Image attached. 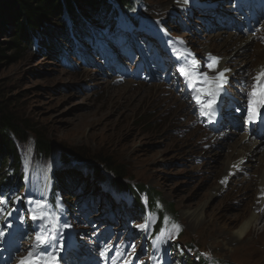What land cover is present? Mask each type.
Listing matches in <instances>:
<instances>
[{
	"label": "rangeland",
	"instance_id": "1",
	"mask_svg": "<svg viewBox=\"0 0 264 264\" xmlns=\"http://www.w3.org/2000/svg\"><path fill=\"white\" fill-rule=\"evenodd\" d=\"M126 3L122 10L127 18L134 25L140 22L139 36L123 37L127 51L119 48L115 38L109 40L105 30L104 19L115 18L116 22L110 4L103 15L100 11L91 15L77 6L76 16L82 21L78 27L71 26V18L64 17L60 23L72 45L66 37L51 32L56 27L46 26L34 33L35 43L22 46L18 58L0 62V93L10 112L55 145L49 155L38 159L35 137L30 134L29 142L19 145L25 170L14 160L10 169L2 172L0 168V191L27 198L26 212L32 214V206L42 202L30 197L38 190L37 180L52 177L53 188L70 201L68 219L79 218L77 227L85 238L95 236L100 252L107 255L114 247L122 258V247L133 240L136 252L125 254L122 261L138 258L139 264H163L157 258L164 245L168 247L165 264H200L199 257L207 264H264V222L242 240L236 235L253 219L256 201L260 199V205L262 198L258 168L263 154L252 160L246 146L254 151L261 145L264 151V134L256 137L259 129L248 131L242 122L249 83L263 67L264 0ZM8 32L0 34L4 43L10 41L13 29ZM84 33L92 43L85 41ZM250 35L255 42L243 43ZM101 42L104 50L99 49ZM187 51L209 76L206 64L210 57L219 62L232 60L217 114L220 124L215 129L197 122L191 100L176 89L179 61ZM7 56L15 54L8 52ZM137 68L139 73L134 75ZM236 148L248 158H243L242 168L232 171L228 162L237 160ZM99 157L127 168L128 188L136 185L141 192L160 196L157 205L170 220L159 227L157 241L149 244L141 235L145 228L140 226L149 219V212L140 209L148 201L145 193L140 196V207L127 209L128 191L117 192L111 175L106 183L97 180L93 167ZM20 171L29 177L28 187ZM171 205L175 208L172 214ZM262 211L264 205L257 212ZM151 226H155L152 218Z\"/></svg>",
	"mask_w": 264,
	"mask_h": 264
},
{
	"label": "trees",
	"instance_id": "2",
	"mask_svg": "<svg viewBox=\"0 0 264 264\" xmlns=\"http://www.w3.org/2000/svg\"><path fill=\"white\" fill-rule=\"evenodd\" d=\"M74 1H76V4L73 3V5L72 2ZM126 1L127 0H0V34L2 32H8L9 29H13L12 37L9 42L4 43L0 40V62L18 58L21 53L22 46L28 45L30 47L32 41L35 43L36 36L34 33L36 34L39 29H42L46 26L49 27V29H54V27H56L55 30L51 31L55 33V36L59 37L61 35L66 37L68 32L63 31L62 25H60V23L63 21L62 18L64 17L65 20H69V18H71L73 21V23L71 21V26L78 27L77 25L81 23V20L76 16V9L78 10V7L81 9L86 8V12H90L91 15L99 13L97 11H100L103 14L106 6L109 4L116 11L115 7L113 6V2H115L121 10L122 7L125 9L126 6L124 7V4L129 5L126 3ZM123 11L126 12L125 10L116 11V17H118L119 12H122L125 16L127 12L124 13ZM127 20L129 25L137 27L138 21H135L136 25H134L132 24V19L130 20L127 18ZM114 22L115 18L104 19L106 30H108L110 35H115L117 32L115 30L116 22ZM81 30L84 29L81 28ZM79 36L82 38L81 33ZM83 36H86L85 41L91 42L90 37L88 36L87 38L86 33H84ZM66 38L69 42V38ZM70 40H72L71 37ZM115 42L119 45L120 40L115 38ZM70 44L72 45V43ZM98 44L99 47H103L105 43L101 42ZM4 45L7 47H4ZM100 49L103 50L102 48ZM8 52H14L15 56H13V58H9L7 56ZM64 52L65 51H63V53ZM61 56L64 57V54ZM6 103L7 101L2 98V94L0 93V168L2 172L5 168L10 169L9 163L13 160L17 163L20 169H23L19 145H25L28 143L31 135L35 137V154L37 155L38 159L45 155H49L55 148V145H52L44 134L35 130L34 127L32 128L27 124H24L19 119L17 114L10 112ZM78 159H82L83 161L84 157H78ZM96 163L97 165H94L93 172L97 176V180L99 182L106 183L108 182L107 176L111 175L113 177V183L115 184L118 191L115 188L114 189L117 192L128 191L134 200V208L140 207V196L145 193L146 198L148 199L147 209L149 212V229L147 235L148 237L157 238L159 236L158 233L161 230L159 227L170 220V218L165 214V210L157 205L160 196L151 190H149L151 191V194L148 191L141 192L138 187H136V185H132L133 188H128V186H125L127 168L124 169L120 166H117L115 163L102 157L96 158ZM20 174H24V172L20 171ZM23 188L24 186L22 189ZM135 193L137 195H135ZM6 196L9 197L10 193L7 192ZM62 199L66 204L70 202L64 197ZM140 209L143 212V210L145 211L146 208L142 204V208ZM169 209L171 214L175 212L173 205H171ZM150 217L152 218L153 224L155 223V226H151ZM199 259H202L200 260L202 261L200 264L208 263V261H205L203 257H199ZM193 264L197 263L195 262Z\"/></svg>",
	"mask_w": 264,
	"mask_h": 264
},
{
	"label": "snow or ice",
	"instance_id": "3",
	"mask_svg": "<svg viewBox=\"0 0 264 264\" xmlns=\"http://www.w3.org/2000/svg\"><path fill=\"white\" fill-rule=\"evenodd\" d=\"M187 2V0H186ZM189 55H191L189 53ZM219 64V58L210 57L206 67L209 71L216 72L215 76L210 77L208 72L200 70V64L193 58L190 62L186 61L183 66L178 68L181 76L184 77L192 89V99L199 106L203 115H215L221 93L224 90V85L227 83L226 73L229 69L216 71ZM252 90L247 93V114L249 122H255L260 117V109H264V70H261L253 77ZM223 183V181H222ZM19 199V198H18ZM5 201L0 200V203ZM10 215V213H9ZM31 218L44 221L45 227H51L54 231H58L59 222L54 216L44 210V205L37 203L33 210ZM65 227L67 225H64ZM146 228L147 225L140 226ZM177 230L179 225H173ZM5 237V232L0 230V238ZM57 237L52 235L51 238L43 235H37V243L34 246L35 251L29 250L28 255L21 259L20 264H56L54 257L44 259L40 254V250L47 247L52 241H56ZM62 246V245H61ZM107 251V250H106ZM101 256H106V252H101Z\"/></svg>",
	"mask_w": 264,
	"mask_h": 264
},
{
	"label": "bare ground",
	"instance_id": "4",
	"mask_svg": "<svg viewBox=\"0 0 264 264\" xmlns=\"http://www.w3.org/2000/svg\"><path fill=\"white\" fill-rule=\"evenodd\" d=\"M183 1V0H182ZM181 4V3H180ZM104 13H105V10L103 11ZM85 15V14H84ZM101 15H103L102 13H101ZM258 15V14H257ZM82 16V15H81ZM257 17V16H256ZM85 21V20H84ZM82 22V21H81ZM85 23V22H84ZM83 24V23H82ZM84 25V24H83ZM264 25V24H263ZM82 26V25H81ZM83 27V26H82ZM112 28V27H111ZM86 30V29H85ZM87 33V32H86ZM231 39H233V38H231ZM246 42H248V45H250V44H253V42H255V39L250 35V37H247V38H245L244 40H243V43H246ZM225 47H227L228 48V46H227V44L225 45ZM243 47V46H242ZM237 53L239 54L240 53V55L241 54H243V51H242V48H241V46H239L238 48H237ZM221 52H223V51H221ZM229 62V63H228ZM231 63H232V60L231 61H228V60H221V62H219V64H218V67H217V70L216 71H222V70H224V69H227V68H229V66L231 65ZM263 63V67H262V69L261 70H264V61L262 62ZM230 70V69H229ZM227 74H229V72H227ZM216 75V72H213V71H211V76H215ZM225 111V110H224ZM238 117V116H237ZM256 124H257V122H256ZM264 131V130H263ZM260 134H261V132L260 133H256L255 132V135H256V137H258V136H260ZM250 135V134H249ZM247 136V135H246ZM245 137V136H244ZM249 137V136H248ZM246 148L248 149V150H246V151H249V153H251L252 155H251V157H250V159H252L253 160V158H255V156H257V155H261V154H263V157H262V159H261V161H260V163H261V166L258 168V170H260L261 171V176H260V178H261V180H260V182H259V185H260V190H259V192L260 193H258L259 195H261L262 196V198H261V204L259 205V200L260 199H258L257 201H256V207H255V211L257 212H260L261 211V208H262V206L264 205V151H261V150H263L262 148H261V145H259L258 146V149L257 150H254V151H251V149H252V147L251 146H246ZM245 148V149H246ZM259 148H261V150L259 149ZM237 149V148H236ZM239 149H237V150H235V152H234V155L235 156H237L238 158H237V160H232V158H230L229 159V162H228V166L229 165H231V167H232V171H234V170H239L240 168H242V166H243V164H242V161H243V158L245 157L244 155H245V152H242V154L241 155H239V151H238ZM243 151V150H242ZM232 154V153H231ZM245 158H248V155H246V157ZM240 159H241V161H240ZM256 161V160H255ZM257 161H259V159L257 160ZM263 163V164H262ZM253 167V166H252ZM52 171V170H51ZM51 171L49 172V173H51ZM54 175V174H53ZM49 178H51V181H52V177H50V176H48V178L45 180V182L43 181V180H41V177H39V179L37 180V191L34 193V194H32L30 197H32V198H37V199H39V200H41L42 202H46L48 199H47V193H48V191H50V192H52L53 191V184L52 183H50V179ZM42 202H39V204H41ZM254 211V212H255ZM255 212V214L253 215V219L251 220V221H249V222H247V223H245V225H244V227L239 231V232H237L236 233V235L238 236V238L240 239V240H242L243 238H244V236L247 234L248 235V233L250 232V230H252L253 228H255L257 225H261L263 222H264V212L262 211V213H256ZM262 222V223H261ZM258 223H260V224H258Z\"/></svg>",
	"mask_w": 264,
	"mask_h": 264
}]
</instances>
